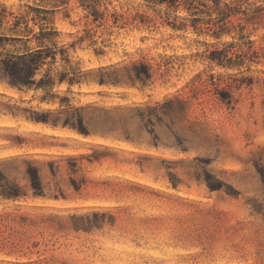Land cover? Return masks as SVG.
<instances>
[{
	"label": "rangeland",
	"instance_id": "374dc122",
	"mask_svg": "<svg viewBox=\"0 0 264 264\" xmlns=\"http://www.w3.org/2000/svg\"><path fill=\"white\" fill-rule=\"evenodd\" d=\"M92 1L101 19L80 0H0V34L29 6L50 9L83 78L52 102L0 81V184L18 194H0V264H264V57L224 67L210 56L236 31L173 29L167 16L186 12L144 0ZM232 20L264 53V9ZM99 68L121 81L100 83ZM61 96L87 133L39 119Z\"/></svg>",
	"mask_w": 264,
	"mask_h": 264
},
{
	"label": "trees",
	"instance_id": "16d2710c",
	"mask_svg": "<svg viewBox=\"0 0 264 264\" xmlns=\"http://www.w3.org/2000/svg\"><path fill=\"white\" fill-rule=\"evenodd\" d=\"M81 5L90 9V14L94 20L101 19L103 13L95 7L94 1L80 0ZM60 4L66 3V0H57ZM152 7L161 8L165 6L166 10L177 12L183 10L186 16L179 19L178 15L173 17L167 16V23L173 29H185L188 25L194 29L206 28L212 30V36L220 37L223 34H230L232 31L237 33V42L230 43L227 47L214 51L210 59L218 65L224 67L240 69L246 65L247 61L253 58L264 57L253 48L249 35L244 32L245 25L232 20L237 17L238 20H248L249 16L260 13L264 7L255 6L252 11L250 8L253 4L244 7L243 3L247 0H144ZM169 11V12H170ZM32 14L30 15V13ZM52 11L45 7L29 6V11L25 16H14V20L8 30L10 35L0 34V81H5L11 87L18 89L42 90L44 94L42 100L52 102L58 96L54 89L62 84H67L68 88L72 85H80L83 81L80 68L71 65L67 48L59 47L57 41L58 32L52 25L50 14ZM5 14H0V24ZM30 15V16H29ZM28 20L38 24L39 30L34 31L32 26L28 25ZM21 42V46L16 48V43ZM11 44L14 49H6V44ZM60 54L61 67H55L57 55ZM127 70V69H126ZM135 77L144 82L151 74L147 65L141 64L134 66ZM100 83H105L112 79L113 83L121 81L118 78L116 70L106 71L99 68L97 71ZM91 74L92 72H88ZM112 76H109V75ZM107 75V76H106ZM144 75V76H143ZM127 77L133 79L130 72ZM223 99H225L223 97ZM231 100H227L229 104ZM59 109L57 111H41L39 118L45 123L57 126H70L83 133H87L84 117L78 107H74L70 98L67 96L59 97ZM31 172V185L35 194H42V184L39 180L35 169ZM0 184V194L7 198L15 197L18 194L10 188Z\"/></svg>",
	"mask_w": 264,
	"mask_h": 264
}]
</instances>
